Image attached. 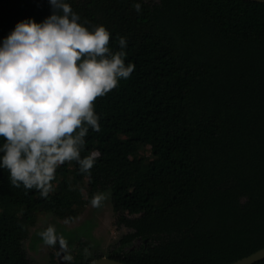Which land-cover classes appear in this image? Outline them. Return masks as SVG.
Listing matches in <instances>:
<instances>
[{"label":"trees","instance_id":"trees-1","mask_svg":"<svg viewBox=\"0 0 264 264\" xmlns=\"http://www.w3.org/2000/svg\"><path fill=\"white\" fill-rule=\"evenodd\" d=\"M66 2L89 29L106 26L113 51L125 37L135 68L95 102L101 130H89L82 156L101 155L90 175L65 163L45 199L0 168V264H35L24 241L39 211L73 220L105 190L124 232L107 254L80 250L66 264H226L264 247V2ZM52 12L48 0H0V45Z\"/></svg>","mask_w":264,"mask_h":264},{"label":"clouds","instance_id":"clouds-1","mask_svg":"<svg viewBox=\"0 0 264 264\" xmlns=\"http://www.w3.org/2000/svg\"><path fill=\"white\" fill-rule=\"evenodd\" d=\"M48 2L50 16L17 23L0 45V168L11 186L35 189L45 199L65 163L75 161L81 174L90 175L101 155L93 150L82 156L89 130H101L95 102L135 68L125 63V37L113 51L106 26L89 29L66 0ZM134 8L141 12V3ZM106 199L107 193L97 192L90 204L99 208ZM38 235L50 247L59 244L63 259L71 261L54 225Z\"/></svg>","mask_w":264,"mask_h":264},{"label":"rangeland","instance_id":"rangeland-1","mask_svg":"<svg viewBox=\"0 0 264 264\" xmlns=\"http://www.w3.org/2000/svg\"><path fill=\"white\" fill-rule=\"evenodd\" d=\"M149 155L151 156V153L148 150L147 157ZM101 192L107 193V199L102 206L94 208L88 202L73 220L61 218L51 211H39L37 213L36 223L30 227L29 236L24 241L27 252L35 264H50L54 253L59 259V244L50 247L44 244L38 235V232L49 225H54L58 236L62 235L65 238L68 253L71 256L80 250L88 255L95 252L107 254L117 245L124 229L116 224V213L113 209L110 190ZM142 247L143 242L138 240L128 245L126 249L132 250ZM66 263L67 261H65Z\"/></svg>","mask_w":264,"mask_h":264},{"label":"water","instance_id":"water-1","mask_svg":"<svg viewBox=\"0 0 264 264\" xmlns=\"http://www.w3.org/2000/svg\"><path fill=\"white\" fill-rule=\"evenodd\" d=\"M257 1H262L264 2V0H257ZM60 250V248H59ZM262 258H264V247L259 248L258 250L243 256L235 261L226 263V264H253L258 260H261ZM59 264H65V260L63 259V253H61L60 250V254H59ZM87 264H130L128 262H125L123 260L120 259H116L107 255H103L100 257H97L91 261H89Z\"/></svg>","mask_w":264,"mask_h":264},{"label":"flooded vegetation","instance_id":"flooded-vegetation-1","mask_svg":"<svg viewBox=\"0 0 264 264\" xmlns=\"http://www.w3.org/2000/svg\"><path fill=\"white\" fill-rule=\"evenodd\" d=\"M60 262V261H59Z\"/></svg>","mask_w":264,"mask_h":264}]
</instances>
